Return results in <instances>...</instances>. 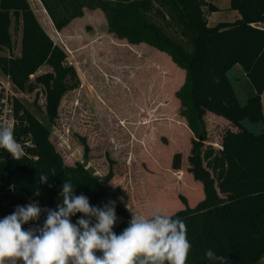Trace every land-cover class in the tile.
<instances>
[{
	"label": "trees",
	"instance_id": "trees-1",
	"mask_svg": "<svg viewBox=\"0 0 264 264\" xmlns=\"http://www.w3.org/2000/svg\"><path fill=\"white\" fill-rule=\"evenodd\" d=\"M41 2L58 31L82 18L86 10H101L111 34L131 45L146 44L166 54L182 72L183 83L176 91V100L186 131L192 136L188 156L192 185L179 196L176 210L166 214L186 223L192 245L186 264H220L206 259L209 249L224 257L225 264H259L264 258V131L251 132L244 122L264 121V0H231V9L237 10L241 18L213 27L208 25L207 16L218 8L208 0ZM13 21L24 25L23 56L0 55V69L24 91L33 86L31 74L42 62L54 67L53 71L36 75L34 81L45 88V119L53 123L63 92L60 82L68 74L61 64L64 54L52 48L28 0H0V51L13 47ZM235 65L244 69L255 88V94L244 105L228 76ZM16 113L15 135L31 139L33 146L26 147L19 161L0 150V219L17 205L32 201L39 202L42 209H55L61 202L64 180H71L75 194L87 196L92 206L115 201L116 216L123 219L114 230L119 235L131 215L117 195L86 165L66 164L51 139V129L18 100ZM208 114L223 117L238 128L236 132H225L222 149L207 145ZM88 151L86 145L85 154ZM172 156L173 168L180 169L182 154ZM41 176H48L46 183L41 182ZM112 177L111 170L105 178L110 181ZM167 203L163 201L162 205ZM81 216L77 213L71 221L75 223ZM45 219L46 213L42 212L39 221L23 227H38Z\"/></svg>",
	"mask_w": 264,
	"mask_h": 264
},
{
	"label": "rangeland",
	"instance_id": "rangeland-1",
	"mask_svg": "<svg viewBox=\"0 0 264 264\" xmlns=\"http://www.w3.org/2000/svg\"><path fill=\"white\" fill-rule=\"evenodd\" d=\"M28 1L52 48L64 54L61 64L68 74L60 82L63 92L53 123L45 119V88L34 82L36 75L53 71L49 62H42L31 74L33 86L21 91L12 84L18 101L48 125L65 163L86 165L131 216L132 212L145 217L174 212L179 196L192 185L188 173L192 136L186 131L176 100L182 72L166 54L146 44L133 47L111 34L101 10H86L82 18L58 31L41 0ZM11 33L13 47L4 48L0 55L23 56L24 25L13 21ZM235 74V70L230 73L231 81L240 103L246 104L245 89L251 87L250 81L243 76L235 79ZM0 81H8L1 69ZM262 103L264 110V94ZM207 123V145L222 149V126ZM244 124L255 132L264 131V121ZM176 152L182 154L180 169L172 166V153ZM111 170L113 177L107 181ZM166 200L168 203L162 205Z\"/></svg>",
	"mask_w": 264,
	"mask_h": 264
},
{
	"label": "clouds",
	"instance_id": "clouds-1",
	"mask_svg": "<svg viewBox=\"0 0 264 264\" xmlns=\"http://www.w3.org/2000/svg\"><path fill=\"white\" fill-rule=\"evenodd\" d=\"M0 149L17 161L25 155L11 124L0 123ZM47 177L41 176V182ZM60 197L55 209L32 202L17 205L0 219V264H186L192 245L182 219L161 212L150 217L132 212L128 226L117 235L115 201L92 206L87 196L75 194L71 180H64ZM42 212L46 213L42 225L23 227L39 221ZM77 213L82 216L73 223L71 217ZM205 257L225 264L224 257L211 249Z\"/></svg>",
	"mask_w": 264,
	"mask_h": 264
},
{
	"label": "crops",
	"instance_id": "crops-1",
	"mask_svg": "<svg viewBox=\"0 0 264 264\" xmlns=\"http://www.w3.org/2000/svg\"><path fill=\"white\" fill-rule=\"evenodd\" d=\"M210 1L211 3H213L215 6H217L218 10L217 11H214V12H211L208 14L207 16V19H208V25L213 27V26H216L220 23H232V22H235L237 21L238 19L241 18V15L240 13L237 11V10H233L231 9V0H208ZM261 26L264 27V24H262ZM131 45V44H130ZM133 47H137L138 45H131ZM149 49H152V50H155L159 53H162L156 49H153L149 46ZM164 54V53H162ZM235 70L236 74H235V79L236 78H239L238 76H243L244 78H246V80L250 81L249 78L247 77V74L246 72L244 71V69L240 66V65H235L229 72H228V76H229V79L231 80L230 78V73L233 72ZM234 89H235V92L237 94V97L239 99L240 102H242L239 98V94L233 84V82L231 81ZM248 84V83H247ZM250 84H251V87H248L249 85L246 86L247 89L246 90V93H245V98L248 100L251 96H253L255 94V88L254 86L252 85L251 81H250ZM244 105V104H242ZM212 122V123H217V124H220L224 130V134L227 130H232L234 132L238 131V128L235 127L230 121H228L227 119L223 118V117H220V116H217V115H214V114H208L207 115V122ZM246 126V125H245ZM247 127V126H246ZM248 130H250L251 132H254V133H258V132H255L254 129H249L247 128ZM223 134V136H224ZM222 140H223V137H222ZM222 146V144H221ZM219 150V149H217ZM259 264H264V258L263 260L259 263Z\"/></svg>",
	"mask_w": 264,
	"mask_h": 264
},
{
	"label": "built area",
	"instance_id": "built-area-1",
	"mask_svg": "<svg viewBox=\"0 0 264 264\" xmlns=\"http://www.w3.org/2000/svg\"><path fill=\"white\" fill-rule=\"evenodd\" d=\"M12 81L8 77L7 83L0 81V123H8L14 127L15 139L24 146L25 154L26 147L33 146L31 139L18 138L15 135V129L18 124L16 113L17 95L12 89ZM3 150V149H0Z\"/></svg>",
	"mask_w": 264,
	"mask_h": 264
},
{
	"label": "water",
	"instance_id": "water-1",
	"mask_svg": "<svg viewBox=\"0 0 264 264\" xmlns=\"http://www.w3.org/2000/svg\"><path fill=\"white\" fill-rule=\"evenodd\" d=\"M7 192H9V190L6 191L5 193H7ZM122 221H123L122 217H119V218L117 219V221H116V223H115V226H114V228H113V231L119 226V224H120Z\"/></svg>",
	"mask_w": 264,
	"mask_h": 264
}]
</instances>
